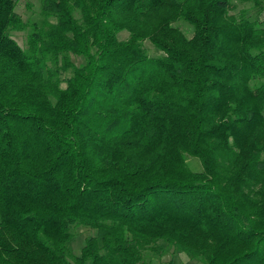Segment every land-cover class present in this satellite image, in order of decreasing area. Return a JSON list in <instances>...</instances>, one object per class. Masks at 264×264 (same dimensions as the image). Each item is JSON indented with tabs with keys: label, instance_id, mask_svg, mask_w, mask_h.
I'll use <instances>...</instances> for the list:
<instances>
[{
	"label": "trees",
	"instance_id": "1",
	"mask_svg": "<svg viewBox=\"0 0 264 264\" xmlns=\"http://www.w3.org/2000/svg\"><path fill=\"white\" fill-rule=\"evenodd\" d=\"M16 7L0 0V264H153L164 245L264 264L261 22L233 0H41L30 24ZM76 226L96 231L78 256Z\"/></svg>",
	"mask_w": 264,
	"mask_h": 264
},
{
	"label": "rangeland",
	"instance_id": "2",
	"mask_svg": "<svg viewBox=\"0 0 264 264\" xmlns=\"http://www.w3.org/2000/svg\"><path fill=\"white\" fill-rule=\"evenodd\" d=\"M17 7L16 12L22 17L25 23H33L40 20V12H41V0H16ZM234 9L232 10V14L239 15L243 11H247L249 16L253 19H258L261 22V25L264 27V13L259 14L257 10H255L252 4L242 3L240 0H233ZM187 38H191L194 34L193 28L185 22H180L175 24ZM30 30H26L25 32H13L11 33V37L23 48L26 49L28 45V35ZM129 34L127 32H122L119 35V39L121 41L127 40ZM145 49L148 52V55L151 57H159L162 54L161 51L156 49L151 43L145 42ZM72 61L77 65L81 66L84 64L83 58H78L72 56ZM68 75L64 74L63 78H67ZM66 85L64 84L63 87ZM188 164L194 172L203 171L202 163L199 159L194 157L187 158ZM73 239L69 243V252L71 255L78 256L82 248L84 247L85 241L87 238L96 235V231L88 228V227H79L76 226L72 229ZM164 252L160 256H157L154 252H145L144 257L147 261L153 262V264H167L171 259H174L178 264H203V262L199 260L191 259L186 254L177 252L174 248H167L165 245L163 246Z\"/></svg>",
	"mask_w": 264,
	"mask_h": 264
}]
</instances>
